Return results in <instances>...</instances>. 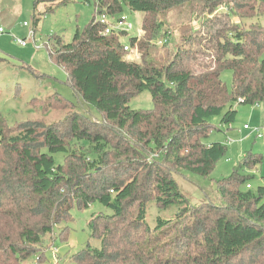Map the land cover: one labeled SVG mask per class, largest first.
Returning <instances> with one entry per match:
<instances>
[{
  "label": "trees",
  "instance_id": "trees-1",
  "mask_svg": "<svg viewBox=\"0 0 264 264\" xmlns=\"http://www.w3.org/2000/svg\"><path fill=\"white\" fill-rule=\"evenodd\" d=\"M66 2L34 0V25L41 20L39 4H47L50 13ZM94 5L96 13L71 41L53 35L47 49L100 119L76 110L63 125L28 122L9 135L0 110V264L45 263V236L68 225L75 208L96 202L112 213L92 217L89 226L100 246L79 250L73 256L78 263L264 264V186L253 189L254 175L245 173L262 163L261 154H244L231 175L216 180V194L195 205L177 181L184 171L209 177L226 155L224 142H204L222 129L212 117L228 129L237 118L236 101L264 110V26L241 22L264 14V0ZM183 5L199 27L187 29L175 50L151 61L157 41L167 39L165 46L171 36L162 16ZM124 7L144 13L142 35L130 39L140 61L127 59L120 37L104 34L97 19L103 13L119 16ZM226 70L233 73L231 90L222 79ZM144 90L154 107H130ZM55 97L74 106L59 93ZM67 227L51 246L64 239Z\"/></svg>",
  "mask_w": 264,
  "mask_h": 264
},
{
  "label": "rangeland",
  "instance_id": "rangeland-1",
  "mask_svg": "<svg viewBox=\"0 0 264 264\" xmlns=\"http://www.w3.org/2000/svg\"><path fill=\"white\" fill-rule=\"evenodd\" d=\"M47 7L44 3L38 5L36 15L40 16L41 20L35 26L34 0H0V10L3 11L2 16L0 15V27L5 30L0 34V110L4 115L3 127L9 135L22 131L28 122L63 125L67 116L76 110L85 111L94 120L100 119L96 109L75 93L68 82L66 70L51 59L47 49L48 40L53 35H61L67 42L73 39L76 30L83 28L96 13L94 0H67L66 3L57 5L50 13H45ZM143 14L128 7H124L119 14L118 17L125 18L126 23L133 25L127 34L120 37L122 45L129 44L132 37L142 35ZM162 18L167 22L171 36L165 46L157 41L155 55L148 57L153 62L163 59L167 51L175 50L187 29H197L200 25V20L192 17L187 5L171 9ZM241 22L246 27L252 23L264 26V14L254 18H242ZM32 30L35 32L34 38L31 36ZM18 40H24L27 45L19 44ZM125 57L140 61L141 53L131 51L127 52ZM222 79L231 90L232 71H224ZM56 93L70 100L74 106L69 104L67 107L63 106L62 101L53 98ZM129 105L133 109L153 108L151 92L144 90L137 94L130 100ZM234 106L238 114L230 128L222 127L218 116L210 119L222 129L215 128L204 138V142L221 141L228 146L226 155L216 163L210 176L203 177L188 171L177 175L181 191L188 196L193 205L205 201L208 195H215L216 180L231 175L234 167L248 151L261 154L263 160L257 168L247 169L245 173L254 175L250 180L253 189L264 186L263 106L238 101ZM245 124L251 128L245 129ZM33 126L40 128L38 125ZM253 128H261L262 136H258ZM262 202L264 203V199ZM156 212L154 206L150 208L151 222ZM99 213L111 214L112 210L99 202L88 208H75L68 225L62 223L56 226L52 234L45 236L47 260L41 264H81L73 259L79 250L88 244L100 246V241L92 236L89 226L92 217ZM65 226L69 228L67 235L64 239L58 237L51 246L53 236L59 235Z\"/></svg>",
  "mask_w": 264,
  "mask_h": 264
},
{
  "label": "built area",
  "instance_id": "built-area-1",
  "mask_svg": "<svg viewBox=\"0 0 264 264\" xmlns=\"http://www.w3.org/2000/svg\"><path fill=\"white\" fill-rule=\"evenodd\" d=\"M98 21L104 26L103 33L108 34H115L119 37L123 36L124 34H127L130 29L133 28V25L131 23H126L125 18H120L117 16H112L109 14H100ZM5 30L3 27H0V34L4 33ZM31 36L34 38L35 32L34 30L31 31ZM167 39H160L158 40V43L163 44L167 42ZM18 43L25 46L27 43L24 40H18ZM124 51L131 52L134 51L136 53H139L138 47H132L131 44H123L122 45ZM241 100V99H240ZM259 105V104H257ZM245 129H250L251 127L248 124L244 125ZM253 131L256 132L258 136H262V129L261 128H253ZM248 187L250 185L248 184Z\"/></svg>",
  "mask_w": 264,
  "mask_h": 264
},
{
  "label": "crops",
  "instance_id": "crops-1",
  "mask_svg": "<svg viewBox=\"0 0 264 264\" xmlns=\"http://www.w3.org/2000/svg\"><path fill=\"white\" fill-rule=\"evenodd\" d=\"M2 14H3V11H2V9L0 10V15L2 16Z\"/></svg>",
  "mask_w": 264,
  "mask_h": 264
}]
</instances>
